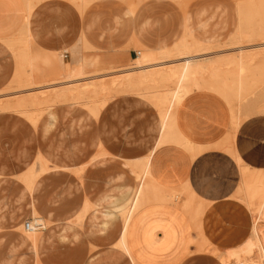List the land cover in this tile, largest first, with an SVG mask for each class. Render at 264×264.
Wrapping results in <instances>:
<instances>
[{
	"label": "crops",
	"instance_id": "crops-1",
	"mask_svg": "<svg viewBox=\"0 0 264 264\" xmlns=\"http://www.w3.org/2000/svg\"><path fill=\"white\" fill-rule=\"evenodd\" d=\"M215 1L35 0L29 10L25 0H0V92L15 77L14 49L19 46L13 45L22 36L30 60L26 72L43 85L61 81L73 70L86 76L130 67L139 51H168L184 38L216 47L233 13ZM257 115L237 114L241 125L234 126L227 102L206 88L193 89L182 99L174 125L192 150L172 142L161 145L150 156V173L158 184L194 195L203 212L196 227L180 207L183 220L174 210L140 218L132 237L140 264H223L219 256L247 242L252 217L236 195L242 167L264 172V114ZM16 124L26 126L0 114V264H132L116 246L122 218L115 203L123 189L131 194L137 189L127 163L147 156L158 141L156 109L134 94L113 98L97 116L70 103L51 106L38 127L41 138L48 135L68 145L58 153L10 151ZM72 170L81 173L80 203L59 214L58 208L77 193L62 195L52 188L42 198L40 177ZM28 215L27 220L34 215L50 223L36 254L20 245L15 229L24 226ZM184 222L192 239L188 254ZM200 240L222 253L217 259L199 257L202 253L193 248Z\"/></svg>",
	"mask_w": 264,
	"mask_h": 264
},
{
	"label": "bare ground",
	"instance_id": "bare-ground-1",
	"mask_svg": "<svg viewBox=\"0 0 264 264\" xmlns=\"http://www.w3.org/2000/svg\"><path fill=\"white\" fill-rule=\"evenodd\" d=\"M262 8L255 11V14L251 13L250 10L247 12L243 10V13L239 10L238 27L235 28L236 31H234V35L230 38V43L233 46L240 42L243 44H246L244 42H247L248 44L250 42H254L255 40H264V7ZM212 46L210 47L207 44L192 41L189 38H184L179 43V45L173 49L176 58L172 60H167L172 56L171 53L164 51L138 56L137 59L131 64L133 67L114 73H102V75L98 74L86 77L82 76L80 72L76 73L75 70H73L68 72L58 83L39 88H33L31 86L32 88L27 91L30 93L27 95L24 94L25 96L17 99L13 105V110L15 111L21 109L23 106H33L38 104L42 98L41 96L49 93L48 96L50 99L47 102L45 101L48 104L46 109L62 100H65L71 105L82 104L89 108V111L93 116H97L98 110L106 104L108 99H110L109 96L114 93L134 94L152 102V104L155 106L159 121L158 141L149 149L147 158L143 160L137 159L129 164L131 167L130 171L135 174L137 180H139V182H137L139 185L133 194H131L128 189H123L121 192L119 191L120 193L118 194V198H115V205H118L116 213L122 218V227L120 233L121 236L116 246L121 254L128 257L132 264H138L139 260H141L139 258V252L133 245L132 237L134 227L140 218L147 214L148 211L150 212L151 208H149L144 203V195L145 191L149 189L151 185L156 183V180L150 173V156L158 147L169 142L181 145L188 150H192V146L188 143H185L181 138L183 136L180 137V133L178 132V134L176 132L174 125L175 110L182 99H184V97L191 90L197 88H206L216 92L228 103V106L234 117V119L232 118V120H234V126L235 124H238L235 119L237 114L243 115L245 118H248L246 115L249 114H264V42L255 45L249 44V46L247 45L244 47L237 45L234 48L223 50H214L220 48L219 44L216 47ZM248 49L258 51L262 50L263 52L261 51L262 53L258 54L259 56L257 55L258 59L256 61L254 58L248 59L251 54L248 56L247 52H242ZM233 50L239 52V55L236 58L226 56L221 57L223 53ZM240 52L246 55H241ZM256 54L253 53L252 55H255L254 57H256ZM245 56H248V58H243ZM254 60L258 62V65H254V63H256ZM252 63L254 67L251 66ZM82 65L84 64L79 66L80 70ZM29 68L30 66L28 69ZM107 76H112L108 84H106L103 80ZM30 85L34 84L31 83ZM3 96H6V94L0 93V109L2 106L1 100L3 99ZM92 96L98 99L96 101L98 104L94 103V101L92 102V100L89 99ZM7 108L9 107L7 106ZM238 125L240 126L241 124ZM46 169L47 167L43 171ZM247 180L257 182L256 193L259 195L261 200L258 211L262 214L264 210V174L262 173V175H259L256 178L249 176ZM251 194H253V192ZM173 197L174 196L172 192H168L166 194L163 193L161 199H159L156 203V207L167 208L168 206H173L174 204H171ZM186 205L188 206V203ZM87 211L88 207L86 206L83 209L82 215L84 216ZM34 217L36 218L34 215L30 216V219L27 220V222H29L30 225L40 222L42 229L38 230L32 227L31 229L26 230L23 226L20 235V245L25 246L29 250L31 249V251L36 254L41 243L42 230H44L46 227H49L50 223L41 221L37 218L35 219ZM191 242L192 239L189 237L186 243V251H188L187 248ZM157 243L155 245H157ZM177 243L179 242L177 241ZM166 244H168V242L165 243V246ZM161 245L163 246L164 244ZM252 247L254 249L253 253L256 252L254 262L248 260L247 257L238 258L234 256L227 258L223 261V263L264 264V244L260 238L257 228L255 227H253ZM167 248L164 250H167ZM172 255L174 256V254Z\"/></svg>",
	"mask_w": 264,
	"mask_h": 264
},
{
	"label": "rangeland",
	"instance_id": "rangeland-1",
	"mask_svg": "<svg viewBox=\"0 0 264 264\" xmlns=\"http://www.w3.org/2000/svg\"><path fill=\"white\" fill-rule=\"evenodd\" d=\"M25 1L27 3L28 9L30 10L32 8L35 0H25ZM177 1L180 3H186L188 0H177ZM215 3H216V6H218V7H222V8L224 7V8L230 9L231 13H233V15L227 17L228 22H229L228 31L226 32L225 36L223 37L221 45H219L220 48L214 49V50L231 49L237 45L244 47L247 45L249 46V44L255 45V44L264 42V40H257V41L255 40L254 42H250L248 44H247V42H244L246 44H243L242 42H240V43H237V45L235 44V46H233L230 43V38L234 35V33H235L234 31H236L235 28L238 27L239 10H240V12L242 11V13H243V10L246 12L248 10H250L251 13L255 14V11L260 10L262 7H264V0H216ZM211 4H214V2L211 1ZM256 8H258V9H256ZM262 10H263V8H262ZM17 44H18L19 48L14 49L16 64H17L16 74H15L14 79L10 82L9 86L0 92L2 94H6V96H3V99L1 100L2 106L0 109V114L8 115L10 118V121H13V119H20V120L24 121V123H26V126L16 124V126L13 128V134L15 133V136H14L13 140H10V142H9V148H10L9 150L14 152V150H17L20 147L21 149L24 148L25 151H29V150L31 151V150H37L38 149L44 153L61 152L68 145H66L65 143H62V142H54L53 140H55L56 138L49 137L48 135L46 136V138H44V137L41 138L42 128L38 127L40 119L42 118L44 112L46 111V106H48V104L46 102L50 99V97L48 96L49 93H46L43 96H41L42 98L40 99V101L36 105L23 106L21 109H19L17 111L13 110V108H14L13 105L16 102V100L24 97L27 94H29L30 92H27V91L30 88H32V87L33 88H39V87H44V86H47L50 84H55V83L60 82V81L51 82V83L43 84V85L39 84V83H34L31 80L30 75L27 74V72H26V70L30 66V60H29V56H28V52H27V46H26L27 45V38L22 36L21 39H19V41L13 45V47L15 48V46ZM178 45H176L173 49H175ZM173 49L166 51L167 53H171V55H172L167 60H172V59L176 58V56L174 55ZM257 51L258 50L248 49V50H245L242 52L243 53L247 52V55L249 56L250 54L252 55L253 53L256 54ZM261 51L262 50L258 51V53L256 54V57H254L255 55H252V56L250 55L251 57L249 56V58H248V56H245L243 58H245V59L246 58H248V59L254 58L257 61V59H258L257 57L259 56L258 54L262 53L264 50L262 52ZM242 52H240L241 55H246V54H242ZM150 53L151 52L139 51L138 56H143V55H147ZM238 55H239V52H237L236 50H233V51H229L227 53H223V55L221 57L226 56V57L236 58ZM255 60H254V62H256ZM254 65L255 66L258 65V62L254 63ZM251 66H253V63ZM131 67H133V66L122 68V69H117L114 71L94 73V74H90V75H98V74L102 75V73L103 74L114 73V72H118V71L128 69ZM90 75H86V77L90 76ZM111 77L112 76L105 77L103 79L104 82L106 84H108ZM262 78H260V79H262ZM31 83H33L34 85H30ZM119 95H121V94H114L113 93L112 95L109 96L110 99H108V101L106 103H108L110 100H112L113 98H115ZM89 99L92 100V102L94 101V103H97L96 101L98 100L97 98H95L93 96ZM142 99H144V98H142ZM144 100H146V99H144ZM6 102H7V104H6ZM148 102L155 108V106L152 104V102H150V101H148ZM66 103L68 104L69 102L62 100V101H60L54 105L66 104ZM91 104H93V103H91ZM91 104H89V105L92 106ZM7 106L9 108H7ZM76 106L79 108H83L86 112L90 113L89 108L85 107L84 105L78 104ZM101 109L98 110V113ZM78 114H79V112H78ZM157 115H158V113H157ZM147 157H148V155L145 156L144 158H140V159L143 160ZM127 165H129V163H127ZM10 167H14V166L10 163ZM258 173H261V174H258ZM262 173L264 174V172L257 171V170H251L250 171L246 167L241 168V180H240V184H239L238 192H237L236 196H237V199L246 206L247 210L249 211L250 216L252 217L251 232H250V236L247 239V242L245 244H242V246H240L236 249L229 250L228 252H226L225 257L219 256V260L222 263L227 258H231L234 256H236L238 258L247 257L248 260H250L251 262H254L256 252L253 253L254 249L252 247L253 227L257 228V231L260 235V238L264 244V213H263L264 210H263L262 214L258 211L259 210V204H260L261 200L259 198V195L256 193L257 182L252 181V180H247L249 176H253L254 178H256L257 176L262 175ZM35 174H36V176L38 175L37 178H39L41 175L39 171H36ZM40 178L43 179L41 186H40V189H41L40 195L42 196V198L43 197L46 198L48 196L49 192L52 190V188H56L57 192L59 194L62 193V195L67 194V192L68 193H71V192L77 193L76 194L77 197H74L73 199H71L67 203V205L63 204L62 206H60L58 208L59 214L65 212V211L69 212L72 207L76 208L79 205V203H80V197H79L80 192L77 190V184H79L80 181L82 180L81 179V173L79 171H74V170L66 171V172H62L60 175L49 174L47 176H42ZM14 180H16V179H12V181H14ZM29 180H30V178H29ZM136 180H137V178H136ZM137 182H139V180H137ZM19 183L21 184V182H19ZM138 185H139V183H137L136 188ZM168 192L173 193L174 197H173V201L171 202V204L172 205L174 204V205L171 207L168 206L167 208H157L156 203L158 202V200L161 199V197L163 196V193L166 194ZM252 192H253V194H251ZM186 194L187 193H184L183 191L180 192L173 187H167V186L160 185L156 181L155 184L151 185L149 187V189H147L145 191L144 203L149 208H151L150 212L156 211V210H165V211H173L174 210L175 214L180 216L181 219L183 220V217L181 216V214L177 208V207H180L181 210L184 211L186 213V215L189 217L193 226L196 227L197 222H198V220H199V218L203 212V207L200 204L196 203L194 195L189 194V196L187 197ZM62 195H61V197H62ZM188 199H190V200H188ZM187 201H189V202H187ZM187 203H188V206L186 205ZM150 212L148 211V213H150ZM28 218H29V215L25 218V220H27ZM120 222L122 225L121 219H120ZM184 224L186 227V233H187L186 242H187L189 239V237H188L189 226L185 222H184ZM22 228H23L22 225H19L15 228V229H18L20 235H21V229ZM193 253H202V254H200V256L198 255L199 257H203L202 255H204V257L217 259L216 254H221L222 250L214 248L212 245H210L205 240H200V241H197L196 245H194ZM184 254H188V251L184 250ZM250 257H251V259H250ZM140 261L141 260H139L138 264H140Z\"/></svg>",
	"mask_w": 264,
	"mask_h": 264
},
{
	"label": "built area",
	"instance_id": "built-area-1",
	"mask_svg": "<svg viewBox=\"0 0 264 264\" xmlns=\"http://www.w3.org/2000/svg\"><path fill=\"white\" fill-rule=\"evenodd\" d=\"M32 227H34L35 229H38V230H41V229H42V225H41L40 222H36V223H34L33 225H30V223L27 222V221L24 223V228H25L26 230H29V229H31Z\"/></svg>",
	"mask_w": 264,
	"mask_h": 264
}]
</instances>
